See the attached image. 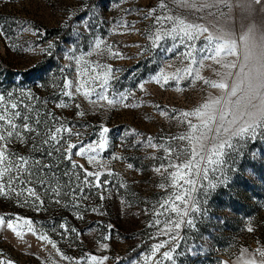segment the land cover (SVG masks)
Masks as SVG:
<instances>
[{
  "label": "rangeland",
  "instance_id": "1",
  "mask_svg": "<svg viewBox=\"0 0 264 264\" xmlns=\"http://www.w3.org/2000/svg\"><path fill=\"white\" fill-rule=\"evenodd\" d=\"M159 3L0 0V31L4 33L0 36V93L13 91L19 96L21 90H30L36 97L30 103L48 125L63 124L70 129L61 134V144H75L73 153L89 144L98 145L103 129H108L104 133L105 147L96 149L99 155L88 152L73 156L82 166L74 171L81 178L84 169L99 172L104 182L101 188L81 185L83 191L73 193L70 189L80 182L63 176L70 163H60L59 154H55L50 159L60 163V168L48 177L52 188L61 187L59 197L39 189L44 201L40 205L31 199L25 204L26 193L17 196L16 191L7 188L8 194L0 195V217L12 220L21 233L17 236L6 224L0 228V261L4 264H84L86 254L107 257L104 264H152L153 246L168 239L158 232L168 216H175L156 213L164 212L159 204L175 189L165 191L160 187L168 183L167 173L162 176L155 169L168 163L167 154L163 148L150 147L149 138L152 144L164 147L180 143L173 137L185 132L186 125L173 117L199 107L209 92L214 96L218 93L191 77L157 83L161 69L173 73L187 63L181 62L180 53L185 48L178 39L167 38L158 47L151 46L148 37L155 25L152 16H145L153 9L159 14ZM169 3L171 6V0ZM98 40L103 42L101 49L95 48ZM204 43L201 39L196 46ZM49 44L53 45L51 54L42 51ZM173 44L175 52L167 51ZM105 45L119 52L120 57L112 56ZM97 63L112 69L114 78L103 94L117 101L115 104L99 100L95 94L101 91L98 83L90 86L89 90L95 92L89 97L83 95L84 89L71 98L63 94L65 81L84 82ZM200 73L206 79H217L211 70L200 69ZM121 96L127 98L121 100ZM60 104L66 106L58 107ZM253 144L258 152L264 140L244 144L245 150ZM14 150L25 156L32 152L28 144L17 143ZM89 156L95 159L89 162ZM242 163V157L236 158V165L229 160L225 167L230 177L227 186H218L207 197L197 193L201 212L192 214L194 228H181L173 253L175 264H241L242 249L252 251L264 245V179H260L259 172H228ZM237 175L242 179L235 180ZM56 199L61 202L56 203ZM16 217L22 219L17 221ZM24 219L32 222L35 234L28 231ZM40 234L54 241L71 261L61 260L51 245L38 239ZM165 250L167 246L161 252ZM145 257H149L147 262ZM156 259H161L159 254ZM163 264L172 261L164 260Z\"/></svg>",
  "mask_w": 264,
  "mask_h": 264
},
{
  "label": "snow or ice",
  "instance_id": "2",
  "mask_svg": "<svg viewBox=\"0 0 264 264\" xmlns=\"http://www.w3.org/2000/svg\"><path fill=\"white\" fill-rule=\"evenodd\" d=\"M159 9V14L153 9L145 16H152L154 20L155 31L148 37L151 46L158 47L160 42L167 38L173 41L178 39L185 48V51L180 53L181 62L187 63L173 73L161 69L156 78L157 83L163 80L166 84L169 79L191 77L192 80L203 81V84L218 93L214 96L209 92L199 107L182 111L178 117H173L180 124L186 125L185 132L173 137L180 143L164 147L152 144L149 138L150 147L163 148L167 154L168 163H162L155 169L162 176L167 173L165 179L168 183L161 184L160 187L165 191L169 187L175 189L173 195L159 204L164 212L156 213L159 216L170 212L175 218L168 216L164 227L158 232V235L168 239L153 246L152 264H163L164 260L175 264L173 253L178 246L180 230L182 227L194 228L192 214L201 212V201L197 193L207 197L218 186L229 184L230 177L225 173L229 160L236 165V158L242 157L243 163L229 168L228 172L240 173L242 170H248L249 175H257L259 172L260 179H264V147L258 152L254 150L255 144L251 149L244 148L246 143L264 140V0H171V6L169 0H160ZM3 35V31H0V36ZM201 39L205 43L197 47L196 41ZM102 43L96 41L95 48L101 49ZM52 47L53 45L49 44L48 49L42 51L51 54L49 49ZM105 47L112 56L120 57L119 52L113 51L108 45ZM175 50V44L167 49L170 52ZM200 69L211 70L217 79H206L201 75ZM112 78L114 76L111 67L97 63L95 67L90 68L89 76L84 82L65 81L63 94L71 98L84 89L83 95L89 97L95 92V89L89 90L90 86L98 83L101 91L95 94L99 100L113 105L117 101L103 94ZM126 98L121 96V100ZM34 99L36 97L30 90H21L19 96L13 91L0 93V195L6 196L7 188L16 191L17 196L26 193L25 204L31 199L40 205L44 201L39 189L44 190L45 194L59 197L61 187L52 188L48 174L54 176L55 170H58L60 163L64 161L70 163V168L63 171V176L74 177L80 182L70 189L73 193L82 192L81 185L101 188L104 182L100 180V173L84 169L81 178L74 170L82 166L75 162L73 156L96 152L97 147L103 149L106 144L104 133L108 129H103L98 145L89 144L87 148L80 147L73 153L75 144H61V134L70 132V129L65 128L63 124L59 127L55 124L48 125L47 119L41 117L38 109L30 103ZM17 143L30 145L32 152L25 156L15 151L14 146ZM55 154H59L57 159L60 163L50 159ZM96 154L99 155L98 152ZM94 159V156H89V162ZM170 169L173 171H169ZM89 177L94 179L90 180ZM241 179V175L235 177V180ZM15 185L22 187L16 189ZM103 198L101 196V199ZM55 202L59 204L61 201L56 199ZM21 219L16 217L17 221ZM23 223L28 226V231L34 232L30 220L24 219ZM159 223L157 221L156 225ZM5 224L17 236H21L12 220L5 221L0 217V228ZM252 230L248 229L250 232ZM71 231L76 230L73 228ZM38 239L51 245L61 260L71 261L72 258L61 253L47 235L40 234ZM166 246L168 250L161 252ZM157 254L161 259H156ZM106 259L107 257L98 258L86 254L84 264H104ZM148 259L149 257H145L146 262ZM240 261L241 264H264V245L252 251L242 249ZM0 264L4 262L0 261ZM76 264H79V261Z\"/></svg>",
  "mask_w": 264,
  "mask_h": 264
}]
</instances>
